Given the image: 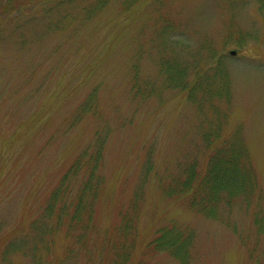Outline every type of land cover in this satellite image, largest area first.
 <instances>
[{"label":"rangeland","instance_id":"rangeland-1","mask_svg":"<svg viewBox=\"0 0 264 264\" xmlns=\"http://www.w3.org/2000/svg\"><path fill=\"white\" fill-rule=\"evenodd\" d=\"M95 1L0 0V251L48 213V262L179 264L155 245L177 231L188 264H264V0ZM224 143L253 183L212 196Z\"/></svg>","mask_w":264,"mask_h":264},{"label":"trees","instance_id":"trees-1","mask_svg":"<svg viewBox=\"0 0 264 264\" xmlns=\"http://www.w3.org/2000/svg\"><path fill=\"white\" fill-rule=\"evenodd\" d=\"M94 3L97 4V6H104L106 2L103 0H96ZM91 10L92 8L90 9V11ZM224 144L225 146H219L211 152L212 156L210 157V160L212 161L211 163H213V166L209 168H212V170L214 169L213 171L215 175L214 178H211V181L209 180L212 186L209 184L208 185L210 186L212 196H214V194L217 195L222 189H225L223 193H230L231 195L240 193L243 190L245 183L249 182L248 186L252 185L253 183V180H251L253 178L252 173H250L249 175L248 168H245L243 166L244 164L242 163V159L245 156V151L241 148V146L239 147L235 143L228 145V148L227 144ZM69 173L70 170L65 174L63 178H61V180L59 181V185L55 187V196H58L62 191L60 187H62L63 184H68L66 177ZM223 185H226L227 187L222 188ZM82 188L83 191L80 190L78 193L70 196L69 198H65L63 196L61 197L64 202L68 201L62 206L63 208L60 211V213L65 212L63 215L65 218L66 216L68 217V219H66V221H68L66 230L69 231L72 227H74L76 231L79 232V236L75 238L76 240L73 244V246L75 247L81 246V241L85 239L89 228L92 227L89 216H87L86 221L80 219V208L83 206V204L85 209L92 206V202L90 200L85 202L83 201L84 197L87 194L88 186H83ZM64 207H66V210H64ZM68 210L72 211V215L75 211L76 212L73 216H70L69 214H67ZM46 215V219L52 217L51 214L46 213ZM45 218L35 220L34 223H32L30 229L33 230V235H31L30 233H26L24 236H19L16 238L12 237L5 245L3 244L4 248H2L0 251V264H17L15 259L20 257L29 258L31 264H74L73 262H71V260L76 259V257L71 256L72 251L70 250V248L66 250L63 256H58L55 259L51 260V262L39 258L40 244L45 240V237L58 232L59 228L62 225L60 223H64L65 221V219H62V221H60V219L57 218L55 225L51 226L50 224L54 223L50 222V219L49 221H46ZM47 223L49 224L47 225ZM159 233L160 234L158 236H161V230ZM31 236H33L32 242L30 240ZM162 237L164 238V241ZM165 238L166 233H163V235L155 241L157 249L169 252V254L172 255L173 258L177 259V262L179 264H188L189 258L187 257H189V248L192 245L190 237L189 239L182 238L181 232L176 231V234L172 238ZM92 246L95 247L94 244ZM108 246L111 247L110 244ZM32 257H35V260ZM103 258L104 259L102 260H94L91 257H83V259L85 260L84 264H101V262H103L104 264H123L126 260L125 257L119 259L118 255Z\"/></svg>","mask_w":264,"mask_h":264},{"label":"bare ground","instance_id":"bare-ground-1","mask_svg":"<svg viewBox=\"0 0 264 264\" xmlns=\"http://www.w3.org/2000/svg\"><path fill=\"white\" fill-rule=\"evenodd\" d=\"M234 53H235V52H234V51H232L230 54H231V55H233Z\"/></svg>","mask_w":264,"mask_h":264}]
</instances>
